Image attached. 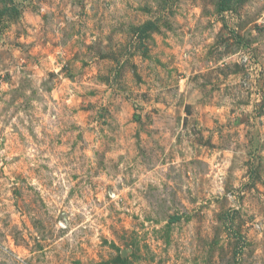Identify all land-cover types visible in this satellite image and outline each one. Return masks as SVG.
<instances>
[{
  "label": "rangeland",
  "instance_id": "374dc122",
  "mask_svg": "<svg viewBox=\"0 0 264 264\" xmlns=\"http://www.w3.org/2000/svg\"><path fill=\"white\" fill-rule=\"evenodd\" d=\"M0 264H264V0H0Z\"/></svg>",
  "mask_w": 264,
  "mask_h": 264
},
{
  "label": "trees",
  "instance_id": "16d2710c",
  "mask_svg": "<svg viewBox=\"0 0 264 264\" xmlns=\"http://www.w3.org/2000/svg\"><path fill=\"white\" fill-rule=\"evenodd\" d=\"M149 25H146V26H144V27H142L141 29H140V31L143 33V32H145V29L148 27ZM151 27H153V25H151Z\"/></svg>",
  "mask_w": 264,
  "mask_h": 264
},
{
  "label": "built area",
  "instance_id": "2783aa9c",
  "mask_svg": "<svg viewBox=\"0 0 264 264\" xmlns=\"http://www.w3.org/2000/svg\"><path fill=\"white\" fill-rule=\"evenodd\" d=\"M244 62H248V56H244Z\"/></svg>",
  "mask_w": 264,
  "mask_h": 264
}]
</instances>
